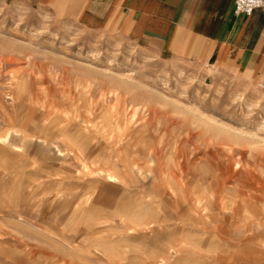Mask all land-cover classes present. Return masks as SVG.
<instances>
[{"label": "rangeland", "instance_id": "rangeland-1", "mask_svg": "<svg viewBox=\"0 0 264 264\" xmlns=\"http://www.w3.org/2000/svg\"><path fill=\"white\" fill-rule=\"evenodd\" d=\"M259 85L0 0V264H264Z\"/></svg>", "mask_w": 264, "mask_h": 264}, {"label": "crops", "instance_id": "crops-1", "mask_svg": "<svg viewBox=\"0 0 264 264\" xmlns=\"http://www.w3.org/2000/svg\"><path fill=\"white\" fill-rule=\"evenodd\" d=\"M41 8L60 2L85 29L114 30L135 43L228 67L264 85V7L250 16L234 0H19Z\"/></svg>", "mask_w": 264, "mask_h": 264}, {"label": "built area", "instance_id": "built-area-1", "mask_svg": "<svg viewBox=\"0 0 264 264\" xmlns=\"http://www.w3.org/2000/svg\"><path fill=\"white\" fill-rule=\"evenodd\" d=\"M264 7V0H234V12L237 15L250 16ZM264 90V85H259Z\"/></svg>", "mask_w": 264, "mask_h": 264}]
</instances>
